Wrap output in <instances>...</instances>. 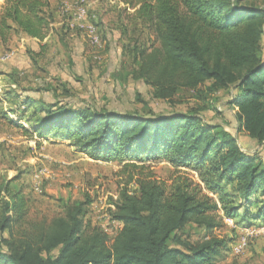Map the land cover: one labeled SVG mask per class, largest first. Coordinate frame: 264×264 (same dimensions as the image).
I'll list each match as a JSON object with an SVG mask.
<instances>
[{
    "label": "trees",
    "instance_id": "trees-1",
    "mask_svg": "<svg viewBox=\"0 0 264 264\" xmlns=\"http://www.w3.org/2000/svg\"><path fill=\"white\" fill-rule=\"evenodd\" d=\"M122 1L158 45L126 46L116 74L142 81L152 98L170 104L185 90L204 97L230 92L237 129L264 145V0ZM52 21L46 0H5L0 42L21 33L41 43ZM2 94L0 103H15L7 112L16 116L10 124L28 138L66 141L94 160L125 162L128 178L108 209L110 220L121 224L111 244L106 231L85 220L89 195L63 200L51 217H33L20 177L0 182V264H213L233 244L214 235L224 218L264 224L263 159L198 109L123 111L47 103L18 90ZM149 161L166 162L197 181L183 174L170 184L157 180L145 171ZM188 225L203 238L190 240Z\"/></svg>",
    "mask_w": 264,
    "mask_h": 264
},
{
    "label": "rangeland",
    "instance_id": "rangeland-1",
    "mask_svg": "<svg viewBox=\"0 0 264 264\" xmlns=\"http://www.w3.org/2000/svg\"><path fill=\"white\" fill-rule=\"evenodd\" d=\"M4 1L0 0V10ZM46 2L53 21L45 41L39 43L18 33L6 44L0 42V97L3 98L2 92L7 90H18L22 96H32L47 103L63 100L75 106L87 103L97 108L123 111L151 109L159 113L174 109L182 112L198 109L208 123L222 126L237 139L244 151L257 153L264 161V145L237 129L235 109L228 104L230 92L219 91L204 97L185 90L170 104L152 98L151 87L142 81L124 75V72L116 74L120 70L119 61H125L123 54L127 51L126 46L158 45L154 35L135 19L134 10L122 0ZM80 3L86 5L88 19L98 27L102 40L99 49L91 47L85 35L70 24L72 12ZM41 46L45 50L33 59L30 51L39 52ZM9 51H13V56L3 60ZM14 79L18 86L13 83ZM46 85L52 89L44 90ZM23 88L28 90L23 91ZM11 108H15L14 101L0 103V182L15 175L20 177L18 183L24 186L33 217L42 214L51 217L61 211L63 200H80L89 195L92 203L85 220L106 231L108 244H111L121 224L110 220L108 209L128 178L124 172L125 162L94 160L66 141L37 137L30 139L20 127L10 124L8 118L15 120L16 117L13 113L8 115ZM23 126L28 128L29 125L24 123ZM145 167L146 172H152L154 178L167 184L180 174L197 181L196 176L183 170L177 171L163 161H149ZM43 168L47 176L40 178L37 188L35 174ZM15 186L17 184L12 185L13 188ZM129 187L135 188L133 183ZM241 226L239 223H228L224 218V225L215 230L214 235L227 236L234 243L241 234ZM203 235L204 232L195 226L188 225L186 228V236L192 241L202 239ZM230 249L213 264H264V233L252 239L240 254H233Z\"/></svg>",
    "mask_w": 264,
    "mask_h": 264
},
{
    "label": "built area",
    "instance_id": "built-area-1",
    "mask_svg": "<svg viewBox=\"0 0 264 264\" xmlns=\"http://www.w3.org/2000/svg\"><path fill=\"white\" fill-rule=\"evenodd\" d=\"M73 19L70 23L72 27H75L77 30L82 32L91 47L99 49L102 47V40L96 24L93 21H90L87 17V8L84 3H80L78 6H75L73 12ZM13 55V51L7 52L3 56V60L9 59ZM47 176L46 169H40L35 174L36 186L38 188L40 178ZM113 207L112 205L110 206ZM226 222L232 223L233 220L225 218ZM241 228V234L239 238L234 241L231 245V252L233 254L242 253L251 243V240L257 237L259 234L264 233V224L257 225H243Z\"/></svg>",
    "mask_w": 264,
    "mask_h": 264
},
{
    "label": "crops",
    "instance_id": "crops-1",
    "mask_svg": "<svg viewBox=\"0 0 264 264\" xmlns=\"http://www.w3.org/2000/svg\"><path fill=\"white\" fill-rule=\"evenodd\" d=\"M28 39H32V38H28ZM94 57V56H93ZM115 59V58H114ZM4 101V100H3ZM4 103H6L5 101H4ZM11 113H9V115H10ZM15 119H16V117H15ZM24 123H26V122H24ZM23 123V124H24ZM58 142H60V141H58Z\"/></svg>",
    "mask_w": 264,
    "mask_h": 264
}]
</instances>
